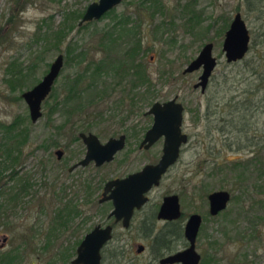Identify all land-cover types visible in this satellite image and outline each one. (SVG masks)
<instances>
[{
  "label": "rangeland",
  "instance_id": "1",
  "mask_svg": "<svg viewBox=\"0 0 264 264\" xmlns=\"http://www.w3.org/2000/svg\"><path fill=\"white\" fill-rule=\"evenodd\" d=\"M97 1L0 0V145L5 132L2 127L19 121L15 128L26 129L28 141L17 171L32 185L14 205L0 198V204H4L0 211V256L21 248L15 264H70L76 256V242L94 226L105 223L108 206L98 204L104 184L139 171L161 155V144L149 152L138 149L153 123L151 116L144 114L154 103L177 97L186 109L184 131L189 143L178 166L152 193V204L160 203L168 192L178 193L183 216L197 213L203 217L196 245L202 258L200 264H264V0H161L164 12L156 13L153 22L145 12H139L140 0H123L112 16L79 28L87 6ZM72 12L81 16L71 30L69 21L62 43L56 44L53 37L54 43L38 40L63 29L64 18ZM237 13L245 21L250 46L242 61L228 64L222 42ZM123 16L129 17L131 25L136 18L143 22L142 58L153 85L150 103L139 101L130 106L127 100L120 107L119 99L125 97L126 88L117 86L109 97L91 105L84 115L74 116L64 130L58 131L62 120L57 113L49 116L48 106L53 103V97H49L41 105L42 118L32 123L21 93L37 85L61 54L68 63L54 91L62 97L65 80L84 67L77 66L75 55L86 50L89 60L102 58L99 44ZM192 16H197L196 20H191ZM209 43L214 46L212 55L218 66L207 90L201 93L193 88L201 70L186 75L183 71ZM69 49L74 51L71 55ZM13 63L25 73L17 89L11 84ZM31 64L36 65L32 74L26 72ZM108 81L110 88L106 92L111 93L115 82ZM87 127L91 130L84 132ZM79 133L97 135L102 144L122 134L128 140L113 163L98 169L89 165L69 173V167L83 159L86 152ZM58 150L64 153L61 160L55 156ZM236 164L244 171L242 178L238 170L233 171ZM8 174L0 178L2 192L16 183L7 178ZM86 184H90L92 192L88 203ZM216 191H228L231 200L218 218H212L206 198ZM67 200H73L81 214L45 251L50 221ZM137 232L133 228L128 235L136 239ZM120 233L123 232L117 231V235ZM66 247L73 250L68 262L60 254ZM119 247L112 244L105 264H112L110 256L119 258L121 249L127 258L126 262L117 259L121 264H146L148 253L136 258L131 244Z\"/></svg>",
  "mask_w": 264,
  "mask_h": 264
},
{
  "label": "water",
  "instance_id": "2",
  "mask_svg": "<svg viewBox=\"0 0 264 264\" xmlns=\"http://www.w3.org/2000/svg\"><path fill=\"white\" fill-rule=\"evenodd\" d=\"M123 0H98L90 3L83 13L78 27L83 24H89L99 21L103 16L113 9L117 8ZM222 51L225 54L226 62L232 64L242 61L248 54L250 46V36L242 15L237 13L225 32L223 39ZM213 44L205 45L199 52V56L191 61L183 74L198 72L201 70L199 81L194 88L205 92L211 78L212 72L216 69L217 60L212 55ZM63 57L60 55L50 66L47 74L40 80L38 85L21 94L26 106L28 107L29 117L32 123L38 122L42 118V103L51 95L55 81L60 76L63 67ZM182 104L177 102L176 98L166 103H154L146 112V116H152L153 124L146 132L141 142V148L149 149L160 138H163L162 156L156 165L145 166L140 172L130 175L127 179L120 181H110L104 186L103 196L110 193L105 200H112L114 216L117 221L124 217V224L127 225L134 207L139 208L144 200L142 195L149 192L152 187L159 186L162 176L167 170L177 162L180 155V149L188 143L187 136L182 133ZM80 139L86 152L84 158L72 167L71 171L76 168H86L90 163L95 167H100L114 160L118 151L125 146V137L121 136L116 139H109L105 144H101L99 138L91 133L79 134ZM56 156L60 160L62 152L56 151ZM115 190H114V188ZM231 199L230 193L226 191H216L209 195L208 203L210 204L209 214L217 216L218 213L225 211ZM104 200V201H105ZM159 219L175 220L181 217L180 206L177 196L166 197L161 205L158 214ZM202 218L200 215H192L187 223L184 232V238L189 243L188 249L183 253H178L175 257L167 258L162 264L178 263L198 264L200 256L196 252L195 244L197 235L201 228ZM112 230L109 227H95L90 234L86 235L77 247L76 256L70 264H101V251L103 246L111 239ZM141 249V248H140ZM141 252V250L139 251Z\"/></svg>",
  "mask_w": 264,
  "mask_h": 264
},
{
  "label": "trees",
  "instance_id": "3",
  "mask_svg": "<svg viewBox=\"0 0 264 264\" xmlns=\"http://www.w3.org/2000/svg\"><path fill=\"white\" fill-rule=\"evenodd\" d=\"M138 6L139 12H145L151 22L155 20L156 13L162 14L164 12V6L161 4V0H140ZM114 10L115 9L105 14L103 18L112 16ZM80 16L81 13L79 15L74 12L69 13L64 18L65 22L63 24V29H59V32L54 33V36H52L53 34H49L38 38V40L42 39L44 42H49L53 37V41L56 44L62 43L60 39L64 31L68 29L69 21L71 23V30L75 27V23L80 19ZM196 17L197 16H192L191 20H196ZM136 19L133 25H131L128 16H123L121 19L115 21L117 23L112 25V28L109 29L110 31L107 32V35L102 38L99 44V48L103 52L102 58L89 60L86 50H82L75 55L73 59L77 62V66H82L83 64L84 67L79 73L75 74V76L65 80L62 97L56 94L54 89L50 96L51 98L53 97V103L48 106L49 116L52 117L53 114L57 113L62 120L61 124H59L58 131L64 130L66 125L70 123L71 118L84 115L85 111L89 109L91 105H95L98 101H103L106 97H109L116 89H114V87L117 86H124L126 88V91L124 88L122 89L126 94L124 98L121 97L119 99L120 107L123 106L127 100L130 106L134 105V102L137 105L139 101L147 104L150 103L149 99L151 98L153 85L148 68H146L142 58L144 50L142 47L140 30L143 22L138 18ZM88 25H91V23ZM161 25H165V23ZM69 51L68 53L70 55L74 52L73 49H69ZM66 62L68 63V58H66ZM14 65L16 64H12L11 68L13 69L10 71L14 80L11 84L13 89H17L21 81L25 78L23 77L25 73L24 69L19 65L17 67ZM35 67V64L29 65L26 72L32 74ZM108 79L115 82L113 88L111 86V93L106 92L110 88ZM138 96H141L139 100ZM18 123L19 121L10 124L8 127H2L5 132L1 137L3 142L0 145V178L3 174L9 172L7 178L12 182H16L14 186L7 189V191L2 192V188H0V198L4 199V202L13 205L21 201L32 187L28 178L21 179L17 171L25 151V145L28 141V134L25 132L26 129L24 131L16 130L17 128L15 127ZM90 130V127H87L84 129V132ZM239 166L240 164L234 165L233 171L238 170L239 177L242 178L244 171H240ZM84 189H86L85 192H87V197L88 194L91 196L90 184H86ZM90 196L86 203L91 200ZM2 203L0 204L1 212L4 210V204ZM80 214L81 211H79L78 206L74 204L73 200H67L63 207L55 212L47 232V243L44 247L45 251H48L50 244L53 243L62 232L69 229L72 220L75 217H79ZM24 243L25 242H23V244ZM76 245L79 246L80 242H76ZM71 248L72 247H66V249L64 248L60 253L61 258L65 262H68L73 255V250H71ZM19 250H21V248H16L14 251L0 256V264H15L17 259L20 258L18 253Z\"/></svg>",
  "mask_w": 264,
  "mask_h": 264
},
{
  "label": "flooded vegetation",
  "instance_id": "4",
  "mask_svg": "<svg viewBox=\"0 0 264 264\" xmlns=\"http://www.w3.org/2000/svg\"><path fill=\"white\" fill-rule=\"evenodd\" d=\"M61 55V54H60ZM59 55V56H60ZM57 56L54 61L59 57ZM63 57V67L65 65V61H64V56L61 55ZM53 61V63H54ZM52 65V63L50 64V66ZM62 67V69H63ZM50 69V67H49ZM61 69V71H62ZM49 71V70H48ZM47 71V72H48ZM61 73V72H60ZM186 75V74H184ZM61 76V74H60ZM60 76L58 77V79L60 78ZM200 78V77H199ZM11 81H14L13 80V77L11 75ZM57 79V80H58ZM56 80V81H57ZM55 81V83H56ZM199 81V79H198ZM54 83V84H55ZM198 83V82H197ZM196 83V84H197ZM195 84V85H196ZM38 85V83H37ZM36 86V85H35ZM55 86V85H54ZM34 87V86H33ZM32 87V88H33ZM194 88V86H193ZM208 88V87H207ZM31 89V88H30ZM54 89V87L52 88V90ZM195 89V88H194ZM51 90V92H52ZM196 90V89H195ZM200 90V89H199ZM207 90V89H206ZM29 91V90H28ZM26 92V91H25ZM201 93H204L200 90ZM24 93V92H22ZM21 93V94H22ZM51 94V93H50ZM21 96V95H20ZM51 96V95H50ZM49 96V97H50ZM22 97V96H21ZM48 97V98H49ZM47 98V99H48ZM177 99V97H175ZM46 99V100H47ZM45 100V101H46ZM179 99H177V102H178ZM44 101V102H45ZM43 102V103H44ZM179 103V102H178ZM180 104V103H179ZM184 111H183V114H182V125H181V131L183 134H185L187 136V141L189 143V135L184 131V124H185V117H186V109L184 108V106L182 105ZM145 117H149V116H146V113L144 114ZM151 119L153 120L152 116H151ZM153 124V123H152ZM151 124V126H152ZM150 126V127H151ZM149 127V128H150ZM133 130V128L131 129ZM149 130V129H148ZM147 130V131H148ZM146 131V132H147ZM146 132L143 136V138L140 140L139 142V151H146V152H149L150 149H152L154 146L156 145H160L161 144V147L163 148V138H160L157 142H155V144L153 146H151L149 149L145 150L144 147L141 148V142L143 141L145 135H146ZM79 134H83V133H79ZM79 134L77 135L78 138L80 139L79 137ZM86 135L88 133H85ZM84 134V135H85ZM97 136V135H95ZM121 136L125 137V146L122 150L118 151V153L116 154V156L114 157V160L110 163H113L115 161V159L117 158L118 154L120 152H122L125 148H126V142H127V136L125 134H122V135H119L118 138H120ZM98 137V136H97ZM118 138H109V139H116L118 140ZM108 139V140H109ZM81 140V139H80ZM107 140V141H108ZM100 141V140H99ZM82 142V140H81ZM101 143V142H100ZM187 143V144H188ZM83 144V143H82ZM102 144V143H101ZM105 144V143H104ZM186 144V145H187ZM186 145H183L182 148L180 149V155H179V159L177 160V162H175L174 165H172V167H170L167 172L165 173V175L162 176V179L160 180L159 182V186H154L152 187V189L143 194L142 197L144 200V203L139 207H134V209L132 210V214L130 215L129 217V220H128V223L127 225L124 224V217H121L119 221H117V219H115L114 216H111V213L115 210L114 207H113V201L112 200H105L104 198H108L110 196V193L106 194V196L104 197L103 196V193H104V186L109 183L110 181H120V180H124V179H127L128 177H130V175L132 174H136L138 172H140L145 166H148V165H156L157 162L160 160L161 156H162V148H161V155L160 157H158V160L156 162H153L151 164H146L145 166H143L139 171H136V172H132L128 175H123V176H119V177H116V178H113V179H110L109 181H107L104 186H103V190L102 192L100 193V196H99V201H98V204L102 205V206H108V209H109V212L105 214L104 216V220H105V223L104 225H96L94 226L92 229H90V232L97 226L101 227V228H106V227H109L111 230H112V235H111V239L109 240V242H107L103 248H102V253H101V261L100 263L101 264H105L104 262L106 261L107 259V254H110L109 252V248L112 246V244H117V248H120L119 246H123V245H132V247L134 246L135 249V257L136 258H140V257H143L145 255V253H148L147 254V259H146V264H162L167 258H170V257H175L178 253H183L185 252L188 247H189V243L188 241L186 240V238H184V232H185V226H186V223L188 221V219L192 216V215H196V214H192V215H189L188 217H185L183 216V213H182V206H180V195H178V193H166L161 202L160 203H153L152 204V193L159 189L162 185V182L163 180L168 176L170 175V173L173 171L174 168H176L178 166V162L181 158V155H182V151L184 149V147ZM86 147V146H85ZM62 152V151H61ZM64 153L62 152V156H61V159L63 157ZM85 155V154H84ZM55 156H56V152H55ZM57 158V156H56ZM84 158V156H83ZM58 159V158H57ZM60 159V160H61ZM59 160V159H58ZM82 160V159H81ZM80 160V161H81ZM78 161V162H80ZM76 162V164L78 163ZM76 164L72 165L71 167H69L68 169V172L69 173H73L76 171V169L80 168H76L75 170L71 171L72 167L76 166ZM109 164V163H108ZM108 164H104L98 168H101L105 165H108ZM89 165H93V163H90ZM88 165V166H89ZM95 167V166H94ZM87 168V167H86ZM97 168V167H95ZM97 168V169H98ZM85 169V168H83ZM114 188V187H113ZM115 190V188H114ZM228 192V191H227ZM229 193V192H228ZM211 193H209L207 195V204H208V215L212 218H218L219 215H221V213H218L217 216H212L209 214V210H210V204L208 203V197ZM231 195V194H230ZM171 196H177L178 197V203H179V206H180V213H181V217L178 218V219H175V220H167V219H164V220H161L159 219L158 217V214L160 212V209H161V205L163 203V200L164 198L166 197H171ZM87 199H85L86 201H88V197H86ZM105 200V201H104ZM231 200V199H230ZM230 202V201H229ZM224 212V211H223ZM199 215V214H197ZM201 216V215H200ZM202 218V222H201V228L199 230V233L202 229V225H203V217L201 216ZM87 220V219H86ZM133 228H136L138 230L137 232V238L135 239L134 236L131 237L130 235H128L131 231H133ZM117 231H121L123 232L122 235L121 233L119 235H117ZM90 232L88 234H90ZM198 233V234H199ZM86 234V235H88ZM85 235V236H86ZM121 235V236H120ZM84 236V237H85ZM197 239H198V235H197ZM196 245H197V240H196V244H195V248H196ZM141 248V249H140ZM141 250V252H139ZM196 252H197V248H196ZM106 254V256H105ZM197 254L200 256V254L197 252ZM116 255H114L113 257H115ZM113 257L110 256V261L112 262V264H121L120 261H117V259L121 258L123 259L125 262L127 260V258H125V251L121 249V252L119 254V258H115V259H112ZM201 258V256H200ZM201 260L202 258L200 259V262L198 264L201 263ZM116 261V262H115ZM128 262V261H127ZM128 264H131V263H128ZM166 264H171V263H166ZM173 264H182L181 262H178V263H173Z\"/></svg>",
  "mask_w": 264,
  "mask_h": 264
}]
</instances>
